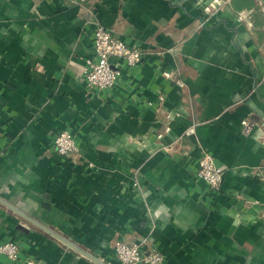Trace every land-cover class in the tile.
Listing matches in <instances>:
<instances>
[{
  "label": "crops",
  "instance_id": "obj_1",
  "mask_svg": "<svg viewBox=\"0 0 264 264\" xmlns=\"http://www.w3.org/2000/svg\"><path fill=\"white\" fill-rule=\"evenodd\" d=\"M95 21L143 51L110 91L83 81ZM0 199L105 264H264V0H0ZM7 240L0 264H95L0 203Z\"/></svg>",
  "mask_w": 264,
  "mask_h": 264
},
{
  "label": "built area",
  "instance_id": "obj_2",
  "mask_svg": "<svg viewBox=\"0 0 264 264\" xmlns=\"http://www.w3.org/2000/svg\"><path fill=\"white\" fill-rule=\"evenodd\" d=\"M142 58V49L115 37L111 30L101 22L95 21L93 57L85 60L83 81L88 88L110 91L120 79L123 66L135 67ZM111 59H116V62H112ZM178 85L182 86L183 82L178 81ZM53 146L56 153L63 157H69L78 151L77 142L68 130H62L55 136ZM224 174V169L216 164L214 157L203 152L198 161L197 177L208 184L212 191L218 192L221 189ZM112 250L119 264L165 263V256L155 249L147 248L146 240L140 242L116 240L112 244ZM19 253L20 246L17 241L7 240L0 243V254L11 261H16ZM24 264H39V262L29 259Z\"/></svg>",
  "mask_w": 264,
  "mask_h": 264
},
{
  "label": "water",
  "instance_id": "obj_3",
  "mask_svg": "<svg viewBox=\"0 0 264 264\" xmlns=\"http://www.w3.org/2000/svg\"><path fill=\"white\" fill-rule=\"evenodd\" d=\"M0 203H2L3 205L7 206L8 208H10L12 211H14L15 213H17L21 217L25 218L30 223L34 224L35 226H37L38 228H40L42 231H44L48 235H50L53 238L57 239L58 241H60L65 246H67V247L75 250L76 252L80 253L81 255L85 256L86 258H88L93 263H95V264H105V263L101 262L100 260H98L97 258L93 257L92 255H90V254L84 252L83 250L79 249L78 247H76L75 245H73L72 243H70L68 240H66L65 238L61 237L60 235L56 234L52 230L46 228L45 226L39 224L38 222H36L34 220H31L26 215H24L23 213H21L19 210H17L16 208H14L12 205L4 202L2 199H0Z\"/></svg>",
  "mask_w": 264,
  "mask_h": 264
}]
</instances>
